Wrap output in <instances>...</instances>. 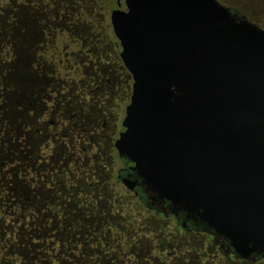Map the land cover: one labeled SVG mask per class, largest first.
I'll return each instance as SVG.
<instances>
[{"label":"flooded vegetation","instance_id":"obj_1","mask_svg":"<svg viewBox=\"0 0 264 264\" xmlns=\"http://www.w3.org/2000/svg\"><path fill=\"white\" fill-rule=\"evenodd\" d=\"M217 1L264 29V0ZM124 7L0 0V264H178L174 238L191 234L215 264L264 261L239 258L119 155L133 79L111 17ZM145 212L155 218L149 228Z\"/></svg>","mask_w":264,"mask_h":264},{"label":"water","instance_id":"obj_2","mask_svg":"<svg viewBox=\"0 0 264 264\" xmlns=\"http://www.w3.org/2000/svg\"><path fill=\"white\" fill-rule=\"evenodd\" d=\"M124 4L111 17L133 79L119 155L239 258L264 253V29L217 0Z\"/></svg>","mask_w":264,"mask_h":264},{"label":"rangeland","instance_id":"obj_3","mask_svg":"<svg viewBox=\"0 0 264 264\" xmlns=\"http://www.w3.org/2000/svg\"><path fill=\"white\" fill-rule=\"evenodd\" d=\"M257 21L264 23V18L258 19ZM73 115H74V111L71 112V115H69L68 119L71 118L74 122H78L77 118H74ZM77 131H80V130H77ZM73 132L71 133L69 131V134L71 133V136H73ZM58 146L59 144H56L54 147H58ZM54 147H51V148L54 149ZM102 149L105 150L104 147ZM64 156L65 157L67 156V150ZM59 162L60 160L56 163V167L60 165ZM141 223L145 227L149 228V226H152L155 223V218L151 213L145 212L141 217ZM202 241H203V237L197 234H191L189 236L178 237V238L175 237L173 246L176 249V256L179 258L178 264H215V262L212 260L213 254L205 252L206 245L203 244ZM200 250L208 254L206 255L207 257L205 261H203L202 259H199V260L197 259V257L199 256ZM200 254H202V252ZM209 256L211 258L207 259ZM252 262L251 263L243 262L242 264H264V261H260V262L252 261ZM226 263H229V262H226ZM235 264H238V263H235Z\"/></svg>","mask_w":264,"mask_h":264}]
</instances>
